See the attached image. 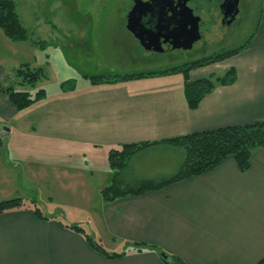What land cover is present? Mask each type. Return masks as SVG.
Listing matches in <instances>:
<instances>
[{
	"label": "crops",
	"instance_id": "0c3cea01",
	"mask_svg": "<svg viewBox=\"0 0 264 264\" xmlns=\"http://www.w3.org/2000/svg\"><path fill=\"white\" fill-rule=\"evenodd\" d=\"M231 69L235 82L217 86L195 110L188 106L182 74L98 86L85 81L74 91L46 92L24 111L8 107L0 137L9 141L14 164L0 145V192L12 186L31 193L52 190L59 173L67 177L64 187H75L78 179L97 171L107 181L101 191L114 177L110 151L141 143L155 145L130 160L124 183L174 177L184 153L167 141L264 121V11L248 48L192 71L189 79L222 76ZM38 197L53 201L51 194ZM76 226L84 234L57 218L39 219L27 205L3 214L0 264H165L163 254L184 264H258L264 259V147L254 152L246 172L228 158L205 175L162 190L102 201L89 234ZM86 236L101 244L106 238L117 245L108 252L127 254L108 259L91 249ZM135 244L154 248L137 252Z\"/></svg>",
	"mask_w": 264,
	"mask_h": 264
},
{
	"label": "rangeland",
	"instance_id": "374dc122",
	"mask_svg": "<svg viewBox=\"0 0 264 264\" xmlns=\"http://www.w3.org/2000/svg\"><path fill=\"white\" fill-rule=\"evenodd\" d=\"M15 1L17 13L30 38L27 42H13L0 29V88L14 87L16 91L32 94L41 89L52 94L59 91L62 84H82L87 81L86 77L158 71L222 50L235 49L257 32L264 11V0H239V14L233 25L227 28L220 24L219 0H196L191 7L199 9L195 13L202 20L203 40L192 51H187V57L168 60L167 57L152 58L151 53L137 47L134 36L123 29L133 0ZM26 65L31 69L42 68L47 78L39 81L35 88L22 87L16 71ZM220 74L218 72L216 76ZM3 98L0 92V124L9 114L8 107L12 106L9 102L2 103ZM2 142L1 146L12 166L14 162L9 141L5 139ZM50 177L53 179V175ZM58 178L59 182L53 179L52 190L43 187L34 193L20 189L21 186L3 187L6 190L0 192V202L31 198L32 201H25L27 206H34L35 202L45 217L78 225L89 234L90 221L96 219L102 202L98 187L102 188L107 182L102 171L89 176L86 174L77 180V185L74 182L75 187L70 188L64 187L67 186L64 174L59 173ZM39 194L42 197L51 194L53 201H37ZM102 242L100 244L107 251L117 248L106 238Z\"/></svg>",
	"mask_w": 264,
	"mask_h": 264
},
{
	"label": "trees",
	"instance_id": "16d2710c",
	"mask_svg": "<svg viewBox=\"0 0 264 264\" xmlns=\"http://www.w3.org/2000/svg\"><path fill=\"white\" fill-rule=\"evenodd\" d=\"M0 29L4 35L13 42H27L29 32L23 26L17 13L15 0H0ZM251 39L245 44L235 48L222 50L211 56L187 62L182 65L173 66L158 71H150L138 74H114L108 73L99 76L86 77L91 85L117 84L130 81H137L147 78L163 77L182 74L185 77V96L188 106L195 110L201 101L209 95L217 86L231 85L236 80L234 70L225 72L222 76L191 81L189 75L192 71L223 63L244 51L249 47ZM22 87L35 88L42 79L47 78L42 68L31 69L29 65L23 66L16 71ZM76 83L62 84L64 92L74 91ZM0 92L7 97L11 105L18 111H24L46 97V91L41 89L32 94L28 91H16L14 87L0 88ZM184 153V163L177 175L161 181H143L133 185H126L123 180V173L127 169L130 160L138 153L151 148L155 143H141L124 145L118 150L110 151L108 161L114 172L110 185L100 191L103 203H113L126 197H139L152 191L162 190L175 183L205 175L222 164L228 158H234L242 172L249 170L254 152L264 147V121H257L251 124L220 128L217 130L194 133L180 138L167 141ZM34 204V213L41 220H47L42 211ZM26 205L22 198L4 200L0 202V216ZM79 233L84 231L77 227H70ZM91 249L105 256L108 259H119L127 253H110L100 243L86 236ZM147 248H154L147 245L135 244L137 252H143ZM165 264H184L176 256L161 255ZM258 264H264V259Z\"/></svg>",
	"mask_w": 264,
	"mask_h": 264
},
{
	"label": "water",
	"instance_id": "95a60500",
	"mask_svg": "<svg viewBox=\"0 0 264 264\" xmlns=\"http://www.w3.org/2000/svg\"><path fill=\"white\" fill-rule=\"evenodd\" d=\"M191 0H139V4L130 11L127 17V30L139 42V45L146 52L158 54L168 53L176 49L188 50L193 44L199 41L200 18L194 15L192 9L188 7ZM225 16V24L230 26L239 14V0H227L222 6ZM165 14L169 20L179 18V25H170L165 22L164 26L148 28L143 24V19L147 16L155 18ZM181 20V21H180ZM2 129L0 128V133ZM0 137V145H2Z\"/></svg>",
	"mask_w": 264,
	"mask_h": 264
},
{
	"label": "flooded vegetation",
	"instance_id": "af4514ba",
	"mask_svg": "<svg viewBox=\"0 0 264 264\" xmlns=\"http://www.w3.org/2000/svg\"><path fill=\"white\" fill-rule=\"evenodd\" d=\"M142 1H144V2H146V1H148V0H142ZM195 1L196 0H191V1H189L188 2V7L190 8V9H192L193 10V12H194V15L196 16V17H199L200 18V24H199V26H200V34H201V36H202V38L199 40V41H197V42H195L194 44H193V47L191 48V49H188V50H183V49H176V50H174V51H171V52H168V53H163V54H158V53H154V52H148V53H151V55H152V58H155L156 56H157V58L159 57V59H164L165 57H167V59L168 60H174V59H179V58H183V57H187V54H188V52L187 51H192L193 49H194V47H195V45L198 43V42H200V41H202L203 40V35H202V32H201V25H202V20H201V17L199 16V15H196V13H195V11H199V9H197V8H192L191 7V4L192 3H195ZM226 1L227 0H219L218 1V7H219V11H220V13H221V20H220V24L222 25V26H224V27H227V28H229V27H231L232 25H233V23L230 25V26H227L226 24H225V16H224V10L222 9V6L226 3ZM136 3H138L139 4V0H133V2H132V7H131V10L136 6ZM203 11V10H202ZM238 16V15H237ZM160 16H158V17H155V18H151V17H149V16H147V17H145L144 19H143V24L145 25V26H147L148 28H151V27H157V26H161V24L164 26V24H165V22H168V24H170V25H173V26H175V25H179V18H177V19H175L174 21L173 20H169V17L167 16V15H165V14H161V22L162 23H160ZM181 21V20H180ZM235 21V20H234ZM135 41H136V46L138 47V46H140L139 45V42L135 39ZM139 48H142L141 46L139 47ZM142 50H144L143 48H142ZM145 51V50H144ZM161 55H163V56H161ZM156 58V59H157ZM2 132V131H1Z\"/></svg>",
	"mask_w": 264,
	"mask_h": 264
}]
</instances>
